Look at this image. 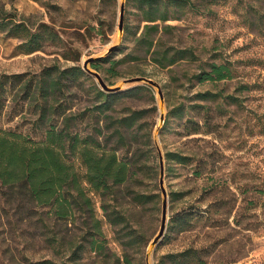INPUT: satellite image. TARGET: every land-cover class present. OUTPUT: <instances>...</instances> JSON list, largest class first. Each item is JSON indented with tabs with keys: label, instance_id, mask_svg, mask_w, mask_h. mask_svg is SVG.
Returning <instances> with one entry per match:
<instances>
[{
	"label": "rangeland",
	"instance_id": "rangeland-1",
	"mask_svg": "<svg viewBox=\"0 0 264 264\" xmlns=\"http://www.w3.org/2000/svg\"><path fill=\"white\" fill-rule=\"evenodd\" d=\"M123 1L120 32V0H0V5L16 16L17 23H24L32 32H43L42 26L47 25L57 36L47 40L40 37L33 45L40 48L27 52L21 46L23 38L0 31V75H33L51 66L82 69V63L100 57L117 34L116 47L106 56L110 62H118L115 70L108 72L109 62H100L101 68L93 70L109 86L132 77H147L160 85L163 95L160 100L157 89L148 86L149 90L121 98L116 105L117 111L126 107L155 109L147 121L154 149L151 163L157 168V176L146 179L145 186L132 182L126 185L128 189L122 188L123 192L159 195L157 204L122 205L147 244L124 252L120 234L105 222L99 198L93 195L97 215L103 220L105 245L73 262L69 257L76 227L69 225L66 229L59 224L61 241L53 250L32 227L17 222L13 210L0 199V264L42 259L57 264H123L125 253L132 264H146L147 251L161 221L157 148L163 157L172 151L188 159L180 164L168 163L164 157L168 222L183 210L192 212V216L182 231L169 230L171 224L167 223L163 238L153 248L152 264H264V22L258 23L245 14L246 8L257 5V0H188L194 6L176 8V19L170 16L165 22L157 21L161 51L192 49L196 55V60H181L166 68L153 62L151 52L137 46L145 22L136 8L137 0ZM213 62L228 65L232 78L200 83L194 75L209 69ZM91 78L83 79V88L90 83L99 88ZM6 85L11 86L10 81ZM206 92L222 96L217 101L195 98ZM89 96L77 98L75 107L89 105ZM16 102L8 98L0 127L39 139L42 134L32 133L29 118H23L25 111ZM159 107L165 120L169 118L166 125L158 126ZM196 127L199 133L193 134ZM171 193H178V197L172 198Z\"/></svg>",
	"mask_w": 264,
	"mask_h": 264
},
{
	"label": "trees",
	"instance_id": "trees-1",
	"mask_svg": "<svg viewBox=\"0 0 264 264\" xmlns=\"http://www.w3.org/2000/svg\"><path fill=\"white\" fill-rule=\"evenodd\" d=\"M188 0H137L136 8L145 22L136 39L137 46L152 54L153 62L166 68L181 60H196L192 49L162 48L157 21L176 19V8L194 6ZM171 8L174 10L171 11ZM245 14L258 23L264 22V0L246 8ZM250 19V20H251ZM253 22V21H251ZM43 32H32L16 16L0 5V31L21 37L27 52L40 48V37L57 38L55 32L43 25ZM165 26L164 28H166ZM22 31L24 34H19ZM100 62H109L108 72L115 70L118 62L109 57L96 60L91 69L99 70ZM194 76L200 82L215 83L232 78L226 64L210 63ZM97 72V71H96ZM83 77V78H82ZM83 79L91 76L77 66L60 68L51 66L37 74L0 75V118L8 98L20 103L23 118H29L33 132L42 134L39 139L12 129L0 127V199L13 210L18 222H25L45 244L57 250L61 235L57 227H76L71 239L70 260L80 261L88 252L103 248L102 223L96 212L93 195L99 198V208L106 223L117 229L123 249H137L146 245L143 234L133 227L128 209L123 202L138 206L158 203L159 195L147 191L122 189L129 183L145 186L146 179H155L157 168L151 163L154 151L148 114L155 109L142 108L116 110L121 98L131 97L149 90L140 85L116 93H106L93 83L83 88ZM10 81L11 86L6 85ZM90 104L83 109L74 101L84 96ZM220 93H199V100L217 101ZM233 98V97H231ZM89 100V99H88ZM176 108V107H174ZM184 110V105H180ZM172 110V109H171ZM170 115V113H169ZM168 117L164 124L168 123ZM199 133L197 127L192 131ZM141 144L140 147H136ZM168 163H185L181 153L167 151ZM78 163V165H76ZM177 198L178 193H171ZM192 212L183 210L174 215L169 230L182 231L189 226ZM27 264H57L50 259L29 260ZM123 264H132L128 254Z\"/></svg>",
	"mask_w": 264,
	"mask_h": 264
},
{
	"label": "water",
	"instance_id": "water-1",
	"mask_svg": "<svg viewBox=\"0 0 264 264\" xmlns=\"http://www.w3.org/2000/svg\"><path fill=\"white\" fill-rule=\"evenodd\" d=\"M124 8H125V4L123 0H120L119 2V25H118V29L120 32L123 31V17H124ZM116 42H111L107 48L104 50V52L101 54L100 57L95 58V59H99L102 57H106L108 56L110 53H112V51L115 49L116 47ZM95 59H88L85 60L82 63V69L91 77H93L100 89L106 93H116V92H120L129 88H133L136 86H140V85H145V86H152L155 87L157 89L158 92V96L159 99L162 100L163 99V95H162V91L160 88V85L158 83H156L155 81L144 77V76H137V77H132V78H128V79H124L122 80L120 83H118L115 86H109L105 83V81L103 80V78L101 77V75L92 70L90 67V63L93 62ZM165 121V116L163 113H160L159 115V119H158V126H161ZM157 134L154 135V144L157 147V138H156ZM158 154H159V190H160V194H161V221H160V228L159 231L157 233V235L153 238V240L151 241L150 247L147 251L146 254V264H152V251L153 248L161 241V239L163 238L166 229H167V223H168V193L167 190L165 188L164 185V157L161 153V151L157 148Z\"/></svg>",
	"mask_w": 264,
	"mask_h": 264
},
{
	"label": "bare ground",
	"instance_id": "bare-ground-1",
	"mask_svg": "<svg viewBox=\"0 0 264 264\" xmlns=\"http://www.w3.org/2000/svg\"><path fill=\"white\" fill-rule=\"evenodd\" d=\"M117 40H118V37H117V34H116L115 37L112 39V42H116ZM159 110L162 113L163 109L161 107H159Z\"/></svg>",
	"mask_w": 264,
	"mask_h": 264
}]
</instances>
